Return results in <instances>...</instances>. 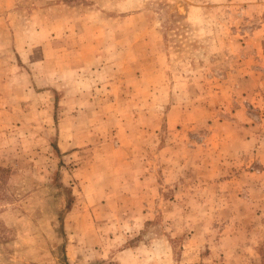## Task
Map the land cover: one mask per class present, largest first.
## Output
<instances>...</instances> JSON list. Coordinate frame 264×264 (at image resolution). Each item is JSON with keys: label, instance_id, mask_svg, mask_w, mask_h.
<instances>
[{"label": "rangeland", "instance_id": "rangeland-1", "mask_svg": "<svg viewBox=\"0 0 264 264\" xmlns=\"http://www.w3.org/2000/svg\"><path fill=\"white\" fill-rule=\"evenodd\" d=\"M0 264H264V0H0Z\"/></svg>", "mask_w": 264, "mask_h": 264}]
</instances>
